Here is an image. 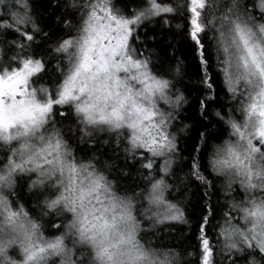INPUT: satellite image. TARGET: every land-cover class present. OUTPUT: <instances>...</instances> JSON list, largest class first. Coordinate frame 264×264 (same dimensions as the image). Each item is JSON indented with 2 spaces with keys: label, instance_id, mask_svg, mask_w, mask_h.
<instances>
[{
  "label": "snow or ice",
  "instance_id": "6c2138e0",
  "mask_svg": "<svg viewBox=\"0 0 264 264\" xmlns=\"http://www.w3.org/2000/svg\"><path fill=\"white\" fill-rule=\"evenodd\" d=\"M64 8L72 18L52 39L31 0H0V264H183L144 235L184 221L168 195L188 181L219 185L226 200L218 217L210 204L201 217L197 264H264V0H140L130 10L120 0H66ZM153 22L189 41L209 93L206 41H214L234 102L214 112L226 138L211 144L206 164L195 148L187 172L173 131L186 97L153 61ZM133 170L144 187L121 185ZM22 187L35 215L20 202Z\"/></svg>",
  "mask_w": 264,
  "mask_h": 264
},
{
  "label": "trees",
  "instance_id": "16d2710c",
  "mask_svg": "<svg viewBox=\"0 0 264 264\" xmlns=\"http://www.w3.org/2000/svg\"><path fill=\"white\" fill-rule=\"evenodd\" d=\"M171 2V0H169ZM34 7V15L37 23L46 32H49L52 39L63 35V19H71L70 12H66L64 5L66 0H31ZM122 5H126L130 10L140 3V0H120ZM148 35H156L155 42H149V46L154 49L153 61L157 63L159 71L165 72L170 78L176 81V87L186 97L180 110L177 120L174 122L173 131L177 133V143L180 155L184 159L178 161L180 168L184 172L188 171L191 164V158L196 155L194 151L198 146L202 147L200 156L202 163H207L208 154L211 151L212 143H220L226 138V133L222 130L225 125L218 121L214 115L216 110L224 112L227 107L234 102L230 100L222 84V74L216 68V53L214 41H206L208 43V53L210 60L209 73L212 76L214 84V93H209L205 85L201 84L200 80L203 75V69L197 59L196 52L189 41L178 31L173 28H167L159 22L147 24ZM145 28L140 29V34L143 36ZM211 35V34H209ZM179 67V74L175 72V68ZM51 67L49 73L51 74ZM45 77V82H47ZM215 95V99L206 100V110L202 108L200 101L204 100L208 95ZM203 112V115L201 113ZM187 126V127H185ZM183 128V131L180 129ZM206 133L208 138V146L201 145L200 133ZM105 156L112 153L111 147L103 149ZM123 164V159L119 161ZM208 174V172H206ZM122 186L136 188V184L140 183V187L144 184L139 180V177L133 174L126 178H121ZM138 190V189H137ZM205 191L208 195H205ZM20 202L23 203L33 215V204L35 203L31 195L28 194L27 188L19 189ZM168 199L177 203L185 213L184 221L166 222L163 225H157L144 235L145 241H151L155 248L166 251L173 250L179 253V257L183 264H197L199 252L196 248V236L201 222V217L207 212V206L210 204L216 209L217 217L226 204L223 192L219 185L214 189H205L194 181L185 182L180 187V191L175 189L168 195ZM216 223V219L212 220V224ZM144 227H149V222H144ZM210 236L214 235L211 226L208 227ZM46 235H51V230H46ZM189 252L195 255L189 256Z\"/></svg>",
  "mask_w": 264,
  "mask_h": 264
}]
</instances>
